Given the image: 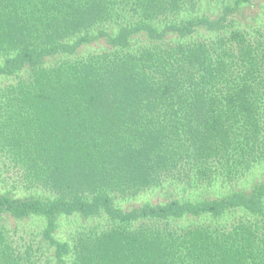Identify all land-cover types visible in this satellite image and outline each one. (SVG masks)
I'll return each mask as SVG.
<instances>
[{
	"label": "trees",
	"instance_id": "trees-1",
	"mask_svg": "<svg viewBox=\"0 0 264 264\" xmlns=\"http://www.w3.org/2000/svg\"><path fill=\"white\" fill-rule=\"evenodd\" d=\"M203 1L0 0V264H264V182L115 204L264 161V17L239 19L259 0ZM75 214L105 224L55 237ZM35 216L43 239H15Z\"/></svg>",
	"mask_w": 264,
	"mask_h": 264
},
{
	"label": "rangeland",
	"instance_id": "rangeland-1",
	"mask_svg": "<svg viewBox=\"0 0 264 264\" xmlns=\"http://www.w3.org/2000/svg\"><path fill=\"white\" fill-rule=\"evenodd\" d=\"M224 2L227 4L234 3V0H204L201 7V13H219L224 6ZM264 17V1L259 0L253 4H243L239 9V19L247 22L249 25H255L259 22V18ZM15 179V178H14ZM13 178L11 182H15ZM264 182V161L257 164L250 172L243 175L233 185L224 187L223 184H216L213 187L201 186L195 188H189L187 185L180 183H168L158 187H152L142 191L136 196L120 197L116 200L115 204L129 209L132 207L142 206L146 203L157 204L163 203L173 198H179L181 200H203L208 198H215L230 192L233 189H245L250 191L255 185ZM2 189H12L4 184H0ZM49 192V191H45ZM52 193V192H51ZM189 219L197 220L190 217ZM189 219L184 220V223H188ZM201 220V219H198ZM6 224L12 231V235L15 239L21 242H28L31 240H42V230L45 227V221L41 217H29L24 219H15L9 217ZM105 224L100 217L86 218L80 215H63L59 219L58 231L55 233V237L61 240L69 239L73 233L79 228H88L90 226L101 227ZM40 255V253H38ZM48 255L44 257V264H54L52 262H46Z\"/></svg>",
	"mask_w": 264,
	"mask_h": 264
}]
</instances>
